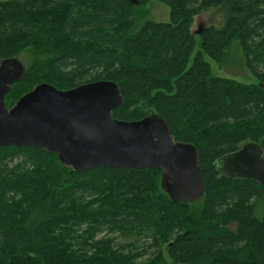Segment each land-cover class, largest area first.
<instances>
[{
	"label": "trees",
	"instance_id": "16d2710c",
	"mask_svg": "<svg viewBox=\"0 0 264 264\" xmlns=\"http://www.w3.org/2000/svg\"><path fill=\"white\" fill-rule=\"evenodd\" d=\"M0 0V59L28 54L9 107L36 84L115 82L119 120L149 113L198 153L203 196L172 202L158 168L73 171L42 148L0 146V264H264V186L214 162L245 142L264 151V0ZM216 10L196 46L195 18ZM214 19V17H211ZM252 82L212 74L209 60ZM166 247L167 261L163 257Z\"/></svg>",
	"mask_w": 264,
	"mask_h": 264
},
{
	"label": "water",
	"instance_id": "95a60500",
	"mask_svg": "<svg viewBox=\"0 0 264 264\" xmlns=\"http://www.w3.org/2000/svg\"><path fill=\"white\" fill-rule=\"evenodd\" d=\"M196 19L192 33L198 35L205 25ZM25 71L18 56L0 59V146L42 148L73 171L158 168L160 187L170 201L188 204L203 196L195 146L176 141L158 114L134 121L113 117L112 111L123 103L115 82L99 80L66 90L41 82L8 108L5 96ZM259 85L264 89V82ZM214 165L229 177L264 186V151L256 142L243 143Z\"/></svg>",
	"mask_w": 264,
	"mask_h": 264
},
{
	"label": "rangeland",
	"instance_id": "374dc122",
	"mask_svg": "<svg viewBox=\"0 0 264 264\" xmlns=\"http://www.w3.org/2000/svg\"><path fill=\"white\" fill-rule=\"evenodd\" d=\"M137 15H138L139 23H142L145 20L167 21L169 19V7L162 2H159L158 0H150L144 6L137 7ZM211 17H214V19H212ZM199 18L201 19L204 25L210 22L211 23L213 22L216 25H220L221 23L219 15L216 10L207 12V15H205L204 17L199 16ZM198 20L199 19H196V21H194L192 25V29H196ZM195 38H196V46L191 55V59L196 53V51L199 49V36L195 35ZM19 58L23 63H26L28 59V54L24 52L21 55H19ZM236 58H237V53L230 52L227 58V62H225L224 64L209 60L212 74L215 76L234 78L238 81L247 82V83L254 81V77L250 74L247 73L244 74L243 72H237V71L232 72L228 70L227 71L223 70L224 69L223 67L226 65L227 66L225 68L236 70L234 65H232L234 64ZM162 249H163V257L170 262L167 256L166 247H163Z\"/></svg>",
	"mask_w": 264,
	"mask_h": 264
},
{
	"label": "flooded vegetation",
	"instance_id": "af4514ba",
	"mask_svg": "<svg viewBox=\"0 0 264 264\" xmlns=\"http://www.w3.org/2000/svg\"><path fill=\"white\" fill-rule=\"evenodd\" d=\"M18 57H19V56H18ZM19 59H20V58H19ZM23 64H24V63H23ZM24 65H25V64H24ZM25 67H26V65H25ZM14 103H15V102H14ZM11 106H13V104H12ZM11 106H9V107L7 106V107L10 108ZM76 172H77V171H76Z\"/></svg>",
	"mask_w": 264,
	"mask_h": 264
},
{
	"label": "bare ground",
	"instance_id": "6f19581e",
	"mask_svg": "<svg viewBox=\"0 0 264 264\" xmlns=\"http://www.w3.org/2000/svg\"><path fill=\"white\" fill-rule=\"evenodd\" d=\"M194 21H196V18H195V20Z\"/></svg>",
	"mask_w": 264,
	"mask_h": 264
}]
</instances>
